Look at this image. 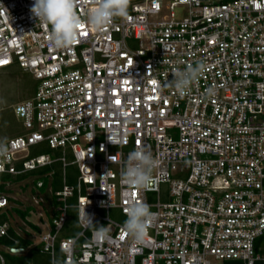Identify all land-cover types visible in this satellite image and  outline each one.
<instances>
[{
  "label": "built area",
  "instance_id": "2783aa9c",
  "mask_svg": "<svg viewBox=\"0 0 264 264\" xmlns=\"http://www.w3.org/2000/svg\"><path fill=\"white\" fill-rule=\"evenodd\" d=\"M32 4L0 0V70L17 66L37 83L13 107L25 134L0 143V175L60 165L49 232L37 242L48 264H264V240L255 248L264 237V0H142L126 19L82 23L64 49L48 46ZM93 6L77 0L75 11L86 21ZM198 65L181 94L175 74ZM41 145L59 155L31 157ZM142 147L159 166L136 188L121 174ZM8 198L0 194V215ZM130 202L155 213L143 244L123 228ZM85 205L107 240L77 222ZM70 209L77 233L62 237ZM10 223L0 239L16 244Z\"/></svg>",
  "mask_w": 264,
  "mask_h": 264
},
{
  "label": "clouds",
  "instance_id": "9594fccd",
  "mask_svg": "<svg viewBox=\"0 0 264 264\" xmlns=\"http://www.w3.org/2000/svg\"><path fill=\"white\" fill-rule=\"evenodd\" d=\"M129 4L130 0H94V6L88 12L86 21L82 20L75 11L77 0H33L30 12L37 21L49 27L48 46L53 49H64L76 42L78 29L82 23L86 22L90 27L99 29L115 18L126 19ZM202 69L203 65H198L194 68L189 66L185 71H178L172 83L183 94ZM109 141L111 142L110 139ZM6 151V148L0 146V155L5 154ZM158 166V162L149 150L143 147L135 149L128 154L121 179L127 185L145 188L149 186L153 179L152 173ZM86 206L78 208L77 222L82 221L84 227L93 229L97 243L107 240L109 236L106 227L93 223L94 217L86 213ZM124 212L127 217L123 225L124 231L132 237L134 243L143 244L155 213L150 211L149 205L145 202H130ZM75 244L76 240L73 238L65 255H72Z\"/></svg>",
  "mask_w": 264,
  "mask_h": 264
},
{
  "label": "trees",
  "instance_id": "16d2710c",
  "mask_svg": "<svg viewBox=\"0 0 264 264\" xmlns=\"http://www.w3.org/2000/svg\"><path fill=\"white\" fill-rule=\"evenodd\" d=\"M141 1L142 0H130V5L135 4V3H139ZM227 1L228 0H218L216 3L220 4L223 2H227ZM9 69H13V71H15V73L22 71L17 66H13ZM5 70H7V69H5ZM23 74H24L23 86H24V89L26 90L28 96L26 98H24L23 100H21V102L28 100L33 96L34 91L36 89V85H37L36 81L32 78L31 75H29L27 73H23ZM12 112H13V109L9 113V114H11V116L14 115V112L13 113ZM14 117H15V115H14ZM3 118H4V121H5V119L7 121L9 116H7L5 114ZM16 122L18 123V121H16ZM11 133H13V136L11 134L9 139L25 134V132L23 131L21 123H18L16 125V128ZM9 139H7V140H9ZM49 153L53 154L55 157H57L59 155L58 152H51L45 145H41V146H38V147L32 149L30 156L33 157V156H39L42 154H49ZM68 159H70V157H68ZM75 176H76L75 168L72 166L68 167L66 169V182H67V184H69V185L73 184L75 181ZM28 179H32L31 182L33 184H35V187H36V183L38 181L43 182V187L40 188L39 190L43 193L47 192V190L50 191V197H51L52 206H53V194L61 188L62 173H61L60 165L54 164L50 168L46 167V168H42V169H39L36 171L27 172L25 174H21L18 176L0 175V194L6 195L9 197V192H10V190L8 189L9 184L22 182V181H25ZM26 187H27V185H25L23 188L25 189ZM8 200H9L10 205L12 203L15 204V202H16V204H15L16 207L11 206V208L9 210H6L2 215H0V223H2L4 221H10V219H12L13 217H18L21 220H25L26 225L28 227H30L34 231L38 232L39 228L27 221L29 214L32 212V208L26 207L25 209H21V207H20L21 203L20 202L14 201L11 197H9ZM68 215H69V220L66 222V224L64 226V229L62 232V237L73 236L77 233V222H76L75 210L70 209L68 212ZM96 225L102 226L99 224H96ZM22 230L24 231L23 233L29 235V233L25 230V228H23ZM9 235L17 238V243L15 244L6 238L0 239V246H3L8 251L6 253H3L6 264H48L49 263L48 256L40 253L41 246L40 245H36V246L33 245V241L30 238H28V237L25 238L21 234H18L17 232H15V229H13V227H10ZM263 240H264V237L256 241V243H255L256 249H258V246L262 243ZM16 251L17 252L25 251V253L22 255L14 253ZM60 261H61V259H59V262ZM227 264H235V263L229 262Z\"/></svg>",
  "mask_w": 264,
  "mask_h": 264
},
{
  "label": "rangeland",
  "instance_id": "374dc122",
  "mask_svg": "<svg viewBox=\"0 0 264 264\" xmlns=\"http://www.w3.org/2000/svg\"><path fill=\"white\" fill-rule=\"evenodd\" d=\"M210 1L217 2L218 0ZM165 5H168L166 1L164 2V6ZM162 14H166L165 7H163ZM23 73L25 72L20 71L15 73L13 69L0 70V143L9 139L11 134L13 136L11 132H13L16 125L20 123L14 115L11 116L9 113L16 104L28 96L23 86ZM5 114L9 116L7 121L6 119L4 121L3 118ZM16 121H18V123ZM31 180L32 179H28L22 182L9 184V197L14 201L20 202L21 209H25L26 207L32 208V212L29 214L27 221L37 226L39 232L28 227L25 220H21L18 217H13L10 224L18 234H21L25 238H30L33 242H39L40 238L49 232V217L52 214V200L48 192L44 194L39 189L35 188ZM25 185H27V187L24 189L23 187ZM39 200L41 202H39ZM15 204L12 203L10 207H16ZM23 228H25L29 235L23 233ZM6 252H8L6 249L0 247V253L3 254Z\"/></svg>",
  "mask_w": 264,
  "mask_h": 264
},
{
  "label": "crops",
  "instance_id": "0c3cea01",
  "mask_svg": "<svg viewBox=\"0 0 264 264\" xmlns=\"http://www.w3.org/2000/svg\"><path fill=\"white\" fill-rule=\"evenodd\" d=\"M33 185L35 186V184H33ZM35 188H36V187H35ZM37 189H38V188H37ZM39 189H40V188H39ZM47 192L50 194V191H49V190H47ZM44 194H45V193H44ZM49 196H50V195H49ZM39 202H41V201L39 200ZM38 232H39V231H38ZM33 245L36 246V245H37V242H33ZM0 247H1V248H4L3 246H0ZM4 249H6V248H4ZM6 250H7V249H6ZM14 253H17V254H21V255H22V254L25 253V251H23V252H22V251H20V252H17V251H16V252H14Z\"/></svg>",
  "mask_w": 264,
  "mask_h": 264
}]
</instances>
